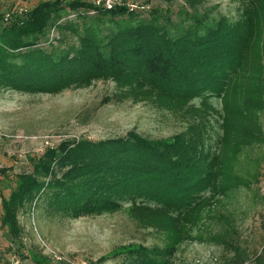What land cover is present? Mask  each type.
<instances>
[{
  "label": "trees",
  "instance_id": "1",
  "mask_svg": "<svg viewBox=\"0 0 264 264\" xmlns=\"http://www.w3.org/2000/svg\"><path fill=\"white\" fill-rule=\"evenodd\" d=\"M181 1L174 9L42 0L8 20L0 13V90L59 94L111 80L117 101L149 102L187 121L165 139L131 131L65 140L30 157V169L15 174L2 195L1 224L10 236L22 234L20 212L43 201L70 218L125 211L162 237L153 246H117L98 263L174 264L188 240L228 244L196 230L218 196L260 180L264 154H244L264 147V0H236V18L202 10L207 0ZM215 116L222 134L213 146ZM29 256L51 264L35 250ZM245 260L238 254L228 264Z\"/></svg>",
  "mask_w": 264,
  "mask_h": 264
},
{
  "label": "rangeland",
  "instance_id": "2",
  "mask_svg": "<svg viewBox=\"0 0 264 264\" xmlns=\"http://www.w3.org/2000/svg\"><path fill=\"white\" fill-rule=\"evenodd\" d=\"M127 1L174 9L182 3L181 0ZM238 5L236 0H207L202 10L236 18ZM114 94L111 80L59 94L0 90V169L7 170L6 174L0 172V264H36L29 256L31 250L50 257L51 264H120L117 260L97 261L120 245L162 243L159 232L141 227L125 211L70 218L52 214L43 201L32 210L20 212L23 228L20 236H10L1 224L2 195H9L15 174L30 169V157L42 154L48 147L65 140L116 138L131 131L165 139L187 127V121L180 115L157 109L149 102H119ZM213 102L222 108L218 97ZM220 123L218 117H212L209 144L213 146L222 134ZM262 123L264 126V113ZM262 154L264 147L256 146L248 148L244 156ZM259 179L251 189L236 188L228 196H218L213 210L207 212L196 230V233L203 231L204 236L219 233L228 244L188 240L180 247L174 264H228L238 254L246 257L244 264H264V162ZM237 250L240 252L236 255Z\"/></svg>",
  "mask_w": 264,
  "mask_h": 264
},
{
  "label": "built area",
  "instance_id": "3",
  "mask_svg": "<svg viewBox=\"0 0 264 264\" xmlns=\"http://www.w3.org/2000/svg\"><path fill=\"white\" fill-rule=\"evenodd\" d=\"M13 4V6L9 7V9L5 12V19L8 20L11 18L13 13L22 14L26 12L29 7L31 6L29 0H10ZM93 2H96L97 4H106L108 6H111L116 0H91Z\"/></svg>",
  "mask_w": 264,
  "mask_h": 264
},
{
  "label": "crops",
  "instance_id": "4",
  "mask_svg": "<svg viewBox=\"0 0 264 264\" xmlns=\"http://www.w3.org/2000/svg\"><path fill=\"white\" fill-rule=\"evenodd\" d=\"M29 1L31 4L37 3L35 0H29ZM10 2H11L10 0H0V12L5 11V10L7 11L10 7Z\"/></svg>",
  "mask_w": 264,
  "mask_h": 264
}]
</instances>
